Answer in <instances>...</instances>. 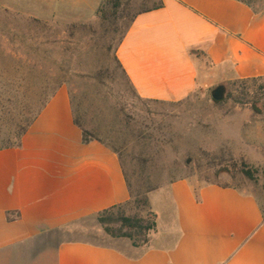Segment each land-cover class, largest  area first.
I'll list each match as a JSON object with an SVG mask.
<instances>
[{"label":"crops","instance_id":"crops-1","mask_svg":"<svg viewBox=\"0 0 264 264\" xmlns=\"http://www.w3.org/2000/svg\"><path fill=\"white\" fill-rule=\"evenodd\" d=\"M102 2L3 0V6L47 21L64 10L95 18ZM115 56L137 95L152 101H183L206 85L204 70L263 78L264 12L237 0H163L162 8L133 19ZM129 198L118 155L83 140L69 92L60 87L20 146L0 150V264H264L257 200L211 183L195 189L187 180L172 182L167 199L156 200L157 228L146 246L64 237L69 226Z\"/></svg>","mask_w":264,"mask_h":264},{"label":"rangeland","instance_id":"rangeland-1","mask_svg":"<svg viewBox=\"0 0 264 264\" xmlns=\"http://www.w3.org/2000/svg\"><path fill=\"white\" fill-rule=\"evenodd\" d=\"M245 1L256 10L264 6V0ZM137 3L120 0L115 25L108 21L103 26L96 17L64 10L50 20L38 19L47 24L41 26L0 0V146L7 140L8 124L21 120L24 101L37 95L38 102L52 88L47 83L57 67L50 62L62 61V86L75 117L90 136L117 152L130 187L146 195L152 212L156 200L167 199L172 182L187 180L195 189L215 183L248 193L264 217V77L239 80L209 69L203 71L206 85L183 101L139 97L114 61L118 39ZM36 49L44 52L40 64ZM219 85L225 93L215 102L211 92ZM244 170L254 179L244 177ZM138 210L134 206L129 212ZM162 219L160 215L161 224ZM75 228L79 231L73 233ZM69 230L64 237L70 240L120 248L121 240L129 242L109 241L94 217Z\"/></svg>","mask_w":264,"mask_h":264},{"label":"trees","instance_id":"trees-1","mask_svg":"<svg viewBox=\"0 0 264 264\" xmlns=\"http://www.w3.org/2000/svg\"><path fill=\"white\" fill-rule=\"evenodd\" d=\"M237 1H240L246 4L247 6H249L253 10V12L256 14H261L264 12V6L256 10L253 8V6L249 2L245 0H237ZM125 5L129 7L130 4L127 2ZM120 7H121L120 0H103L102 4L100 5L99 9L96 12V19L103 26L108 21L109 22L111 21L112 24L115 25L116 21H118V19L120 18L119 17ZM162 7H163V0H138V3L136 4V9L129 17L130 22L125 32L127 31L131 22L137 15L141 13L157 10ZM28 20L31 22H34L37 25L47 26L45 22H42L35 18H28ZM105 31L108 32L107 29H105ZM125 32L123 33V35L125 34ZM123 35L121 36V38L118 39L117 45L122 40ZM34 53L37 55L36 56L37 59L35 60V62H37V64H40L42 61L41 59H43L41 58L42 56L40 57V55L44 54L43 50L36 49ZM114 61L117 64L118 68L122 71L123 75L125 76L126 80L130 84L133 91L136 93L131 83L129 82L127 76L125 75L123 69L121 68V65L117 61L115 54H114ZM50 63L51 65L57 67V73L53 75L52 78H50L49 80L50 82L47 83L48 85H52V88H50L49 93L45 94L44 98L42 100H39L38 102L34 100V98L37 95L29 96L24 101L22 117L20 116L21 120H15L12 123L8 124L9 129L7 133V140L5 141L3 145L0 146V150L8 149V148H17L20 146L22 137L27 132L30 125L40 114V112L42 111L46 103L50 100V98L64 84L65 82L64 70L62 69L63 62L62 61L57 62L55 60H52ZM255 79H258V78L246 79V80H255ZM93 80L96 81L95 78H93ZM72 111H73V108H72ZM73 120H74V123L82 130L83 140L85 142L90 141V140L99 141L93 138L92 136H90L86 132L83 124H81L75 117L74 111H73ZM110 149L117 154V152L114 149L112 148ZM118 157L121 163V158L119 155ZM121 167H122L123 174H124V177L127 183L128 191H129V196H130L129 200L123 204H119V205H116L111 208L98 212L97 214L94 215V218L97 224L101 227L102 231L108 237L112 239H126L130 242V245L132 247L139 248V247L146 246L150 241L151 235L156 232L157 215L150 210L149 202H148L146 195L141 194L140 192L134 191L130 187L127 181V178L125 176L122 164H121ZM242 174L244 175V177H246L249 180L254 179L253 173L250 170H244L242 171ZM211 184H215V183H211ZM215 185H218L221 187H229V186H222L219 184H215ZM134 206L135 208L139 209L138 213L131 214L129 210L131 211V209H133Z\"/></svg>","mask_w":264,"mask_h":264},{"label":"water","instance_id":"water-1","mask_svg":"<svg viewBox=\"0 0 264 264\" xmlns=\"http://www.w3.org/2000/svg\"><path fill=\"white\" fill-rule=\"evenodd\" d=\"M225 93V88L222 85L217 86L214 90L211 92V97L213 101H220ZM190 160L186 161V164H189Z\"/></svg>","mask_w":264,"mask_h":264}]
</instances>
